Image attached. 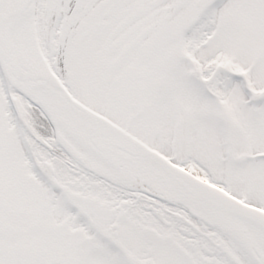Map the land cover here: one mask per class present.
<instances>
[{"label": "snow or ice", "instance_id": "snow-or-ice-1", "mask_svg": "<svg viewBox=\"0 0 264 264\" xmlns=\"http://www.w3.org/2000/svg\"><path fill=\"white\" fill-rule=\"evenodd\" d=\"M0 264H264V0H0Z\"/></svg>", "mask_w": 264, "mask_h": 264}]
</instances>
